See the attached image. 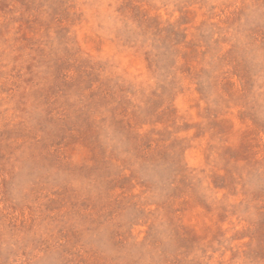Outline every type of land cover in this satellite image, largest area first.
Segmentation results:
<instances>
[{"label":"rangeland","instance_id":"1","mask_svg":"<svg viewBox=\"0 0 264 264\" xmlns=\"http://www.w3.org/2000/svg\"><path fill=\"white\" fill-rule=\"evenodd\" d=\"M0 264H264V0H0Z\"/></svg>","mask_w":264,"mask_h":264}]
</instances>
